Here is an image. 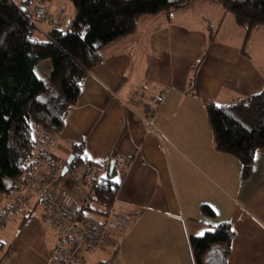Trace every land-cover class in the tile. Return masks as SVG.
<instances>
[{
  "label": "crops",
  "instance_id": "crops-1",
  "mask_svg": "<svg viewBox=\"0 0 264 264\" xmlns=\"http://www.w3.org/2000/svg\"><path fill=\"white\" fill-rule=\"evenodd\" d=\"M175 11L171 20L165 14L141 17L88 75L78 105L55 136V160L43 170L68 164L80 139L86 163L121 153L134 158L132 168L114 178L119 190L108 219L115 243L101 252L110 264H196L191 239L221 223L236 232L227 264H264V148L244 178L238 158L216 149L206 108L209 101L231 104L264 91V50L254 40L264 26L252 31L248 51L246 29L237 23L227 37L214 36L195 71L212 25L204 18L205 26L191 27L188 14ZM144 120L153 122L155 133ZM84 167L71 166L55 187L75 207L88 196L75 174ZM204 205L215 215H206ZM37 208L23 225V215L16 217L13 223L26 227L16 239L0 232V264H47L57 234L37 220L31 224ZM21 237L25 244L35 241L34 247L22 244L12 252Z\"/></svg>",
  "mask_w": 264,
  "mask_h": 264
},
{
  "label": "trees",
  "instance_id": "trees-1",
  "mask_svg": "<svg viewBox=\"0 0 264 264\" xmlns=\"http://www.w3.org/2000/svg\"><path fill=\"white\" fill-rule=\"evenodd\" d=\"M52 1L0 0V197H8L11 202L16 195L17 180L54 162V155L39 150V136L42 132L53 136L62 132L64 116L78 105L86 78L108 60L109 50L135 31L141 17L165 14L171 20L173 11L195 0H69L75 9L68 21L69 30L40 31L35 23L40 22L42 9L48 10L45 4ZM217 3L232 13L237 25L246 29V44L252 31L264 26V0H217ZM38 5L42 9L36 8L32 13ZM215 34L211 30L208 47L195 71L206 59ZM45 62L51 67H46ZM206 108L216 149L238 158L243 177L247 178L257 151L264 148V91L231 104L209 101ZM85 146L84 139L73 144L74 158L68 165L85 166L84 169L93 165L99 172L100 164L84 161ZM116 172L118 169L114 167L102 174L94 191L86 197L88 201L84 199L80 205L87 215L104 219L109 226L108 217L119 190L114 179ZM34 201L31 199L10 214L2 231L12 216L22 214V225L29 220L35 208H40ZM202 210L206 215H215L207 205ZM41 215L42 222L55 230L44 221L42 210ZM56 234L58 240L59 232ZM235 235L229 223H221L204 235L193 237L196 264H227ZM110 261L99 260L94 264Z\"/></svg>",
  "mask_w": 264,
  "mask_h": 264
},
{
  "label": "built area",
  "instance_id": "built-area-1",
  "mask_svg": "<svg viewBox=\"0 0 264 264\" xmlns=\"http://www.w3.org/2000/svg\"><path fill=\"white\" fill-rule=\"evenodd\" d=\"M47 16L44 15V20L53 21L54 28L69 30L68 23H55L51 17ZM67 116L68 114L64 116V119ZM149 125H152V129ZM147 127L148 131L156 132L153 123H147ZM56 143L55 137L48 133H41L39 136V149L47 155H54ZM112 162L119 171L127 172L132 168L134 158L121 153L100 163L99 172L93 165H88L81 172H75L84 184L87 197L94 191L95 183L100 181L102 174L111 168ZM68 171H71L70 166L60 161L50 171L38 169L37 172L27 173L16 181V195L5 213L0 216V231H2L10 214L23 204L29 203L31 199L35 200L42 210L44 221L59 232L57 243L47 264H81L98 252L106 250L112 237L111 228L106 220L89 216L84 212L83 207L68 204L56 195L55 187ZM86 200L88 201V198Z\"/></svg>",
  "mask_w": 264,
  "mask_h": 264
},
{
  "label": "rangeland",
  "instance_id": "rangeland-1",
  "mask_svg": "<svg viewBox=\"0 0 264 264\" xmlns=\"http://www.w3.org/2000/svg\"><path fill=\"white\" fill-rule=\"evenodd\" d=\"M216 2H217V0H195L192 3H189V5L187 7L175 11V13L176 14H184V15L188 14V17L191 19V21L189 23H190L191 27H194V28L195 27L200 28V27H202V25L205 26L206 22L204 21V18L209 19V24L212 25L211 28L214 31V33H216L214 36L216 38L227 37V35L229 33H233L236 30V27H235L236 21H235V19H233L234 17H233L231 12L224 10L219 5L214 4ZM45 6L48 7V10H44V9H42L41 6L38 5V6L33 7V11H32V13L36 12V8H40L43 10V15L40 18V22L35 23V26H37L40 31H45V30H48L49 28H54V26L52 24L53 21L44 20V15H48L47 16L48 18L51 17V20H54L55 23L60 22L61 24H63V23L67 24L68 21L75 14V9L69 0H53L51 3L45 4ZM49 9H51V10H49ZM206 21H208V20H206ZM220 27H221V29L219 31ZM254 40H256V43H255L256 47L258 44L264 50V31L261 30L258 33L257 37L256 38L254 37ZM248 47H249V43L247 45V51H248ZM44 64L48 68L51 67L49 62H45ZM144 121L146 123V127H147V123H153L152 121L150 122L148 120H144ZM151 126L152 125H149V127H151ZM151 129H152V127H151ZM42 133H47V132H42ZM48 134H50V133H48ZM50 135H52V134H50ZM53 137H55V136H53ZM38 148H39V146H38ZM48 156H50V155H48ZM52 168H50L46 171H50ZM4 206H7V199L6 198H0V209H2ZM40 214H41V210H40V208H37L36 213L34 215L36 219L33 220L31 222V224H35V221L37 220L39 222L38 223L39 225L49 227L48 225L41 223ZM16 217L12 216L9 219V222L7 223V227H6V232H5L6 234L7 233L10 234V236H12L15 239H16V237H18V235L23 230H25V232H26V229H25L26 227L22 230V229L18 228L17 225H15L16 220H18ZM21 238H23L22 241L19 240V241L15 242V245H14V248L12 249V252H16L18 250V248H19L18 245L20 246L22 244H25L26 237H21ZM113 243H115L114 238L111 237V240H110L109 245L107 246V249L104 251H101V252H106L107 250H110L111 247L114 245ZM25 245H31L30 248H33L35 245V241H33V243H32V240H30L28 242V244H25ZM101 252H98L96 255L89 258V260L85 264H92L93 262H96L98 260H104L105 255L101 254ZM13 257L14 256H12V258ZM9 260L11 262L10 264H13V259H9Z\"/></svg>",
  "mask_w": 264,
  "mask_h": 264
},
{
  "label": "water",
  "instance_id": "water-1",
  "mask_svg": "<svg viewBox=\"0 0 264 264\" xmlns=\"http://www.w3.org/2000/svg\"><path fill=\"white\" fill-rule=\"evenodd\" d=\"M73 158H74V156H72V157L70 158L69 163L72 162ZM114 167H115V164H114V162H112V163H111V169L113 170ZM65 172H66V171H65Z\"/></svg>",
  "mask_w": 264,
  "mask_h": 264
}]
</instances>
